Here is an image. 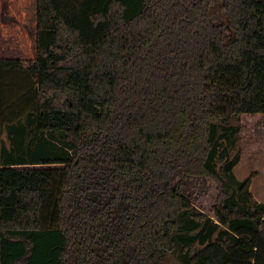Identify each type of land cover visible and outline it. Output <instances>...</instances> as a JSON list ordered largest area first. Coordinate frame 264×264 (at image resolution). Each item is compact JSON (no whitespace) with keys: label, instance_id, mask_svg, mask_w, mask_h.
Segmentation results:
<instances>
[{"label":"trees","instance_id":"1","mask_svg":"<svg viewBox=\"0 0 264 264\" xmlns=\"http://www.w3.org/2000/svg\"><path fill=\"white\" fill-rule=\"evenodd\" d=\"M36 10V60H0V264H264L234 174L264 154V0Z\"/></svg>","mask_w":264,"mask_h":264},{"label":"rangeland","instance_id":"2","mask_svg":"<svg viewBox=\"0 0 264 264\" xmlns=\"http://www.w3.org/2000/svg\"><path fill=\"white\" fill-rule=\"evenodd\" d=\"M36 0H0V60H21L30 62L36 60V29H37ZM7 78V77H6ZM232 124L237 125L234 120ZM7 140V132H5ZM228 149V159L233 160L240 152L239 136L234 135L228 141H223ZM225 161H221L223 165ZM234 174L239 181L253 175L250 191L253 201L264 203V154H241L234 168ZM198 195V188H190V194ZM199 201V200H198ZM196 246V249H200ZM179 258L167 254L164 264H179Z\"/></svg>","mask_w":264,"mask_h":264}]
</instances>
